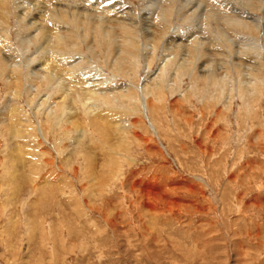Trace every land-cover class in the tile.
<instances>
[{"label":"rangeland","instance_id":"obj_1","mask_svg":"<svg viewBox=\"0 0 264 264\" xmlns=\"http://www.w3.org/2000/svg\"><path fill=\"white\" fill-rule=\"evenodd\" d=\"M0 1V264H264V8L251 35L221 0H203L197 19L175 0L165 20L162 1L104 0L91 12L137 43L95 38L92 54L79 33L39 47L19 6L45 17L40 29L53 10ZM191 48L207 53L198 66L214 63L215 85L178 67L199 57ZM14 50L37 69L49 59L48 80L28 84L26 65L10 76ZM223 59L240 69L227 76Z\"/></svg>","mask_w":264,"mask_h":264},{"label":"bare ground","instance_id":"obj_2","mask_svg":"<svg viewBox=\"0 0 264 264\" xmlns=\"http://www.w3.org/2000/svg\"><path fill=\"white\" fill-rule=\"evenodd\" d=\"M3 1V0H2ZM41 1V2H40ZM50 1L51 0H26V2H27V4H34V5H39V4H41V6H42V8L43 7H49L51 10H53L52 12H51V14L50 15H48V17L46 16V18H49V23H50V26H48V27H43L42 26V28L40 29V25H41V23H39V21H40V19H42V21H44V19H45V17H43L42 16V14H40V13H38V14H34V16H31V17H29V18H24L23 17V14L24 13H27L26 12V9H24L23 8V5H20L19 6V12H18V19L19 20H25V21H21V22H27V24L28 25H30V27H31V30H33V32H32V34H35V35H38V36H33V37H38L37 39L35 38V40H36V42L37 43H40L39 45V47H41V45L42 44H45V46H47V43L48 42H50L51 40H53V42H54V45H56V46H62L61 44H63L64 43V41H65V39L67 38V39H71V40H73L74 39V37H77V35H78V33H79V38H81V39H83V43L85 44H87V46H88V48H89V50H90V52L93 54L94 52H95V50H97V49H99V43H98V46L97 47H95V48H92L91 49V47H93L92 45H91V43H92V41L95 39V38H97L98 39V41H99V39H100V42H101V47L102 46H104V45H106V46H112L111 47V49L113 48V46L114 47H117V46H121V47H123V48H125L126 47V45L128 46V45H135L137 42H135V40H134V33H131V34H129V35H126V36H129L128 38H130V40H126V39H123L122 40V42H121V40H120V42H119V40L118 39H121V38H119V37H117L118 36V33L116 32V30H115V28L116 27H120L121 25H119V26H116V27H113V26H109L110 25V22L109 23H107L106 22V20H110V19H116V17H113V18H106V20H101L102 18H101V16H100V14H95V13H92V12H99V11H101V2L104 4L105 2H104V0H101L100 2L99 1H97L96 2V4L94 3V2H88L89 0H55L53 3L54 4H51L50 3ZM162 1V2H161ZM217 1V0H216ZM1 2V1H0ZM148 2L151 4H153V7H154V5L156 6V8L157 7H159V3L161 2V4L164 2V3H167L166 5L167 6H161L162 7V12H160V14H162V18H161V20H165V18H166V16L167 15H171L172 13H173V11H174V5L176 6V2H175V0H148ZM86 3H89V5H85ZM219 3V6L221 7V6H224V7H222V8H218V9H220V10H222V11H225L227 14H231V15H228V16H225V17H227L228 18V20L232 17V16H238L239 18H242V19H246V20H249L250 22H248V21H244V23H242L241 24V26L240 25H238V27L240 28V29H245V30H248V32H250V34L252 35V34H254V32H256L257 31V28L259 27V22H260V17L258 18V11H259V9L261 10L262 8H264L262 5H263V3H264V0H236V1H231V0H221L220 2H218ZM4 4V3H3ZM8 4V3H7ZM10 5V4H9ZM179 5H180V8H181V15H187V14H189L190 13V15H192L193 17H194V19H197L198 18V16L199 15H201L203 12H204V10L206 9V5L203 3V0H179ZM10 7V6H9ZM17 7V6H16ZM115 8V3H114V5H112V6H109L108 4H105V10L106 11H108V10H110V9H112V11H113V9ZM174 8V9H173ZM179 8V9H180ZM45 9V8H44ZM217 9V10H218ZM246 9H249L250 10V12H245V10ZM17 10H18V7H17ZM48 10V9H47ZM160 10V11H161ZM248 10V11H249ZM42 11V10H41ZM92 11V12H91ZM1 12V11H0ZM49 12V11H48ZM105 12V11H104ZM126 12V11H125ZM261 12V11H260ZM109 13V12H108ZM116 13V12H115ZM121 13V12H120ZM126 13H128V12H126ZM178 13H179V10H178ZM217 13V12H216ZM262 13V12H261ZM6 14H8V13H6ZM122 14V13H121ZM145 14H147V13H145ZM144 14V15H145ZM209 14H210V16L211 15H215V13H212V12H209ZM29 15V14H28ZM123 15V14H122ZM148 16V20L147 21H145V27H148L149 26V24H151V21H153V17H152V12H148V14H147ZM126 16V15H125ZM230 16V17H229ZM57 18V20L55 19V20H53L52 18ZM118 17V16H117ZM123 16H120L118 19L120 20V18H122ZM127 17V16H126ZM128 18V17H127ZM103 19H105V18H103ZM125 21H123V23L124 22H127L126 21V19L125 18H123ZM122 20V19H121ZM132 20V19H131ZM170 20V19H169ZM227 20V21H228ZM231 20V19H230ZM233 20V19H232ZM112 21V20H111ZM134 21V20H133ZM160 21V20H159ZM224 21V20H223ZM226 21V20H225ZM241 21V20H240ZM20 22V23H21ZM237 22H239V21H235L234 22V25L235 24H237ZM261 22H262V26H263V28H264V14L262 15V17H261ZM44 23V22H43ZM107 23V24H106ZM118 23V22H117ZM122 23V22H121ZM153 23V22H152ZM163 23V22H162ZM26 24V25H27ZM115 24V23H114ZM120 24V23H119ZM164 24V23H163ZM226 24H227V22H226ZM225 24V25H226ZM232 24V23H231ZM126 25L128 26V28H127V26H126V31L127 30H129L128 32H133V31H130V29L132 28V24H131V22H127L126 23ZM196 25V24H195ZM251 25H253V27H251ZM122 26H123V24H122ZM129 26H131V28L129 27ZM231 26V25H230ZM163 27V26H162ZM228 27V26H227ZM234 27V26H233ZM121 28H125V27H121ZM136 28V27H135ZM171 28V27H170ZM146 30H145V32L144 33H148V29H150V28H145ZM209 29V28H208ZM237 29V28H236ZM124 30V29H123ZM29 31V30H28ZM165 31V29H163V32ZM241 31V30H240ZM124 32V31H123ZM151 32V31H150ZM211 32V31H210ZM31 33V32H30ZM120 33V32H119ZM126 33V32H125ZM124 33V34H125ZM159 33V32H158ZM195 33V32H194ZM146 35H149V34H146ZM151 35H152V33H151ZM163 35V34H162ZM161 35V36H162ZM172 35V34H171ZM191 35H193V34H191ZM81 36V37H80ZM160 36V35H159ZM122 37V36H121ZM125 37V36H124ZM149 37H150V35H149ZM148 37V38H149ZM135 38H137V37H135ZM179 38V37H178ZM151 39V38H150ZM153 39V38H152ZM167 39V38H166ZM177 39V38H176ZM194 39H196V38H194ZM218 39V38H217ZM217 39H214V40H217ZM124 40H126L125 42H124ZM149 40V39H148ZM164 40V39H163ZM171 40H172V38H171ZM29 41V40H28ZM175 41V40H174ZM193 42H192V44L194 43V45H196V47H198L197 45L200 43H196V42H198V41H196V40H192ZM213 41V40H212ZM219 41V40H218ZM128 42V43H127ZM170 42V41H169ZM172 42V41H171ZM178 42H179V40H178ZM182 42V41H181ZM214 42V41H213ZM217 42V41H216ZM244 42V41H243ZM212 43V42H211ZM218 43H220V42H218ZM152 44V43H151ZM155 44V43H154ZM164 44H165V42H164ZM168 44V43H167ZM166 44V45H167ZM177 44V43H176ZM215 45L217 44V43H214ZM229 44L231 45V43L229 42ZM173 45H174V43H173ZM204 45V44H203ZM221 45V44H220ZM238 45V44H237ZM6 46V45H5ZM48 46H49V44H48ZM157 45H155V47H156ZM175 46H177V45H175ZM179 46V45H178ZM177 46V47H178ZM191 46V45H190ZM199 46H202L201 45V43H200V45ZM218 46V45H217ZM236 46V45H235ZM73 47V46H72ZM230 47V46H229ZM249 47H250V45H249ZM13 48V47H12ZM15 48V47H14ZM106 48V47H105ZM119 49H120V47H118ZM132 48V47H131ZM135 48V47H134ZM175 48V47H174ZM189 48V47H188ZM201 48V47H200ZM204 48V47H203ZM203 48H201L202 50H203ZM232 48V47H231ZM246 48V47H245ZM8 49H10V48H8ZM104 49V48H103ZM114 49H116V48H114ZM119 49L117 50L118 52H119ZM195 49L196 48H191V49H189L192 53H194V51H195ZM199 49V48H198ZM201 49H199L200 51V53H194L195 55L197 54L199 57L198 58H194V60L193 61H188V60H184V58H183V61H181L180 62V64L178 65V67H180V66H184V67H189V68H192V67H199V68H202V69H200L202 72H203V75H200V78H202V79H211V80H213V83L212 84H214V83H216V82H219L218 81V78H217V76H215V74H214V70L216 69V68H214V63H213V66H210L211 64H208V66L209 67H206V65L204 66V67H202L203 65H201V67L200 66H198V65H200V64H198L199 63V60H201V62H203L202 61V56H204V52H202V50ZM224 49V48H223ZM12 50V49H11ZM73 50V49H72ZM101 50V49H100ZM109 51H111L110 49H108ZM107 50V51H108ZM121 50V49H120ZM124 50V49H123ZM138 50V49H137ZM176 50H177V48H176ZM204 50H205V48H204ZM211 50V49H210ZM222 50V49H221ZM15 52H13V51H9L8 53H7V55H6V60L8 61V62H10L11 63V66H13L12 68H11V70L9 69V73H10V71H12L13 72V75L15 74L14 73V71L16 70L17 71V69L19 70V69H21V67H22V65H26V66H28V68H29V71L31 72V73H29V74H31V77H30V79H29V83L28 84H30V85H33V82L35 81L36 82V80L37 79H47L48 80V77H50V74L48 73V74H41V72H40V70L41 69H45L46 68V66H48V62H49V59H43L42 61H40L39 62V68L37 69L36 67H32V65H33V63L36 61H34L33 60V57H30V54H22V53H18V51L17 50H14ZM74 51V50H73ZM103 51V50H102ZM106 50H104V52H105ZM116 51V52H117ZM166 51V50H165ZM168 51H170V50H168ZM209 51V50H208ZM116 52L114 53L115 55H113V58H114V56H118V55H116ZM123 53H128V50H124V51H122ZM197 52V51H196ZM122 53V54H123ZM177 53V52H176ZM202 53H203V55H202ZM206 53V52H205ZM218 53V52H217ZM225 53H227V52H225ZM104 54H106V53H104ZM109 54V53H108ZM108 54H107V56H108ZM119 54V53H118ZM182 54V53H181ZM191 54V53H190ZM207 54V53H206ZM205 54V55H206ZM170 55V54H169ZM172 55V54H171ZM176 55V54H175ZM174 55V56H175ZM183 55V54H182ZM258 55V54H257ZM3 56V55H2ZM1 56V57H2ZM80 56V55H79ZM120 56V55H119ZM134 56V55H133ZM132 56V57H133ZM136 56V55H135ZM134 56V57H135ZM173 56V57H174ZM184 56V55H183ZM210 56V55H209ZM228 56V55H227ZM73 56H71V58H72ZM81 57V56H80ZM124 57V56H123ZM131 57V58H132ZM138 57V56H137ZM136 57V58H137ZM172 57V58H173ZM176 57H177V55H176ZM185 57V56H184ZM208 57V56H207ZM206 57V58H207ZM218 57H220V56H218ZM3 58V57H2ZM2 58H0L1 60H2V62H1V65H3V63H5L6 61L4 60V59H2ZM107 58H110V57H107ZM116 58H118V57H116ZM122 58V57H121ZM120 58V59H121ZM139 58V57H138ZM191 58V57H190ZM224 58V57H223ZM119 59V60H120ZM127 59V58H126ZM198 59V60H197ZM226 59V58H225ZM225 59H223V61H222V63H224V66H225V70H226V75L228 76V70H231V69H240V66H241V64L240 63H233V65H232V68H231V66L229 65L230 63V61L227 63V61H225ZM0 60V61H1ZM114 60V59H113ZM118 60V59H117ZM128 60V59H127ZM137 60V59H136ZM172 61H173V59H171ZM256 60V59H255ZM5 61V62H4ZM116 61V60H115ZM122 61V60H121ZM167 61L168 62H170V59L168 58L167 59ZM172 61H171V63H172ZM207 61V60H206ZM233 61V60H232ZM120 62V61H119ZM200 62V63H201ZM252 62V61H251ZM253 62H255V61H253ZM259 62V61H258ZM109 63V62H108ZM129 63H131V62H128V64ZM174 63H175V61H174ZM218 63V62H217ZM221 63V62H220ZM5 64H7V63H5ZM106 64H107V62H106ZM169 64V63H168ZM254 64V63H253ZM256 64H257V62H256ZM7 65H9V64H7ZM6 65V66H7ZM60 65V64H59ZM170 65V64H169ZM258 65V64H257ZM104 66H106V65H104ZM114 66V65H113ZM149 66V65H148ZM220 66V65H219ZM222 66H223V64H222ZM108 67V66H107ZM173 67V66H172ZM245 67V66H244ZM258 67V66H257ZM10 68V67H9ZM183 68V67H182ZM222 68V67H221ZM253 68V67H252ZM181 69V68H180ZM193 70V69H192ZM191 70V71H192ZM218 70V69H217ZM5 71H6V69H5ZM112 71V70H111ZM126 71V70H125ZM244 71V70H243ZM7 72V71H6ZM6 72H5V74H6ZM23 72V71H22ZM9 73L7 74V76L9 75ZM115 73V72H114ZM128 73V72H127ZM200 73V72H199ZM17 74V73H16ZM23 75V74H22ZM160 75V74H159ZM163 75V74H162ZM252 76L254 75V73H252L251 74ZM10 76H11V73H10ZM19 76V75H18ZM29 76V75H28ZM254 77V76H253ZM14 78H16V77H14ZM220 78V77H219ZM17 79V78H16ZM15 79V80H16ZM19 79V78H18ZM131 79V78H130ZM238 79V78H237ZM234 80V79H233ZM255 80V79H254ZM17 81V80H16ZM88 81V80H87ZM100 81V80H99ZM243 80H241V82H242ZM47 82V81H46ZM9 83H10V81H9ZM14 83H15V81H14ZM84 83V82H83ZM86 83V82H85ZM235 83V82H234ZM6 84V83H5ZM12 84V83H11ZM17 84V83H16ZM215 85V84H214ZM256 85V84H255ZM220 86V85H219ZM95 87V86H94ZM122 87V86H121ZM132 87V86H131ZM131 87H128V88H131ZM245 87V86H244ZM96 88V87H95ZM98 88V87H97ZM102 88V87H101ZM123 88H125V87H123ZM142 88V87H141ZM143 88H144V86H143ZM172 88V87H171ZM255 88V87H254ZM92 89H94V88H92ZM91 89V91H93ZM120 89V88H119ZM126 89V88H125ZM135 89V88H134ZM245 89H247V88H245ZM118 90V89H117ZM123 90V89H122ZM141 89H139V91H140ZM88 91V90H87ZM96 91V90H95ZM100 91V90H99ZM19 92V91H18ZM51 92V91H50ZM114 92V91H113ZM89 93V92H88ZM97 93V92H96ZM99 93V92H98ZM117 93V92H116ZM119 93V92H118ZM47 94H49V93H47ZM120 94V93H119ZM140 94H141V109L143 110V111H145L146 110V108H147V104H146V98H145V96H144V94H143V91H140ZM96 96H97V94H95ZM149 95V94H148ZM49 96V95H48ZM52 96H53V94H52ZM51 96V97H52ZM64 95H60L59 96V100L61 101V99L60 98H62V100H63V97ZM117 96V95H116ZM47 97V95L43 98V100L44 101H46V98ZM50 97V96H49ZM91 97V96H90ZM46 98V99H45ZM53 98V97H52ZM52 98H48V100L49 99H52ZM94 98V97H93ZM117 98V97H116ZM54 99V98H53ZM58 99V98H57ZM113 99H114V97H113ZM122 99V98H121ZM140 99V98H139ZM43 101V102H44ZM94 101V100H93ZM59 102V101H58ZM126 108V107H125ZM140 108V107H139ZM58 110V109H57ZM49 111V110H48ZM140 111V110H139ZM49 112H51V110L49 111ZM53 113H54V111H53ZM146 113V112H145ZM44 114V113H43ZM49 114V113H48ZM142 114H144V113H142ZM50 115V114H49ZM51 117V116H50ZM50 117H48V119L50 118ZM54 119V118H53ZM40 131V130H39ZM207 132V131H206Z\"/></svg>","mask_w":264,"mask_h":264}]
</instances>
